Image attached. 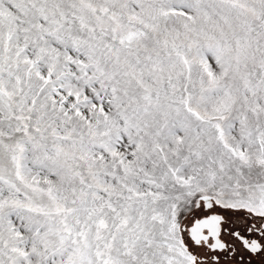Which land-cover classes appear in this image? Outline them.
<instances>
[{"label": "snow or ice", "instance_id": "1", "mask_svg": "<svg viewBox=\"0 0 264 264\" xmlns=\"http://www.w3.org/2000/svg\"><path fill=\"white\" fill-rule=\"evenodd\" d=\"M0 264H264V0H0Z\"/></svg>", "mask_w": 264, "mask_h": 264}]
</instances>
